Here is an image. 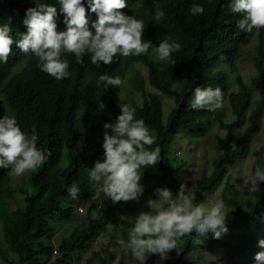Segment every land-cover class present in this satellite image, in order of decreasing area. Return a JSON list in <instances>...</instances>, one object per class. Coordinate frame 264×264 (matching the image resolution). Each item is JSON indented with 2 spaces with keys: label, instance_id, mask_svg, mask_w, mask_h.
Masks as SVG:
<instances>
[{
  "label": "trees",
  "instance_id": "1",
  "mask_svg": "<svg viewBox=\"0 0 264 264\" xmlns=\"http://www.w3.org/2000/svg\"><path fill=\"white\" fill-rule=\"evenodd\" d=\"M88 18V28L95 34L93 24L98 21L95 13L88 8L87 0H82ZM127 7L121 11L142 20L145 24L143 39L151 41L153 48L147 55L123 57L117 55L110 65L100 66L91 63L90 54L82 57L83 63H77L73 54H62L69 61V76L57 80L42 72L39 61L32 53H23L14 43L8 62L0 61V118L6 110L14 117L21 130L31 135L33 128L38 135L37 147L51 152L50 158L40 168L28 173L27 181L32 194L26 190H14L8 186L9 169L0 168V221L3 241L0 244V262L2 264H71L73 253L85 251L88 243L101 233L109 230L106 225L112 223L114 229L122 227V239L127 242L131 224L123 219L129 213L130 201L109 204L101 209L99 216H92L96 207L88 204L96 193L92 187L89 172L95 162L105 159V131L112 135L111 129H105V123H115L121 114L120 89L109 85H98L100 75L120 77L124 80L127 68L137 64L147 69L149 85L161 94L172 98L174 108L168 114L166 123L162 121V105L159 97L145 91L143 77L136 70L135 88L142 96L141 107L135 109V118L142 119L155 136V143L147 150L160 149V161L142 171V177L155 188H168L175 198L181 182L177 178L180 166H172L169 160V148L174 137L186 130L196 135H204L211 116L218 127L226 132L218 137L221 152L213 161L209 175H202L194 188V203H202L205 195L211 193L236 162L248 155L250 143L262 127L264 116V38L258 34L254 67L261 77L259 100L246 116L252 100V88L240 77L236 78L238 89L229 93V75L218 70L217 65L234 69L236 59L244 45L250 39L251 32L242 30L238 22L243 13H233L230 0H126ZM46 4L57 9L55 18L57 31H66L64 14L60 0H0V25L8 23L11 17V35L19 41L26 26L23 24L27 9L39 4ZM193 5L203 6L201 14H192ZM157 9L165 15L155 19ZM176 41L181 45L171 58L160 61L154 48L163 40ZM23 64L22 69H14ZM178 89H174L175 87ZM196 87L220 88L223 102L227 99L234 120L223 121L222 108L215 112L206 109L191 108L193 92ZM105 107L100 109L99 103ZM248 126L234 139V130L244 122ZM65 151L66 165L61 167ZM251 177L256 167L264 169V145L254 153ZM76 184L80 192L76 199L68 194V186ZM259 191L252 200H242L233 185L226 184V191L232 202L230 216L226 219L228 231L219 239L212 232L200 236L195 230L190 235L179 239L181 245L176 252L174 263L195 264L191 255L198 248V240L205 239L219 242L226 238L232 241L231 250L236 259L228 264H256L255 256L264 252L259 245L264 240V182H258ZM24 196V207L10 208L7 200L13 201L15 194ZM227 201V197L224 196ZM87 204L85 226L74 229L57 245L42 244L48 240L55 228L50 224L53 215L65 222L74 221L77 208ZM113 229V230H114ZM128 230V231H127ZM127 231V232H126ZM101 264H105L108 257ZM172 255V256H173ZM150 264H160L159 255H152L146 260ZM171 259V258H170ZM168 264V261L166 262Z\"/></svg>",
  "mask_w": 264,
  "mask_h": 264
},
{
  "label": "clouds",
  "instance_id": "2",
  "mask_svg": "<svg viewBox=\"0 0 264 264\" xmlns=\"http://www.w3.org/2000/svg\"><path fill=\"white\" fill-rule=\"evenodd\" d=\"M60 3L66 31H57V9L43 3L27 9L23 20L27 31L19 41L11 35V17L8 23L0 25V61L8 62L11 46L15 43L23 53H32L38 58V67L42 72L61 80L70 74L69 61L62 58V54L75 55L77 63H83L82 57L90 54L91 63L100 66L101 62L110 65L117 55H147L148 50L153 48L151 41L143 39L144 22L121 11L128 6L126 0H87L88 8L98 17V21L93 24L95 34L88 28L82 0H60ZM229 6L233 13L244 14L238 26L247 32L253 30L249 41L256 36L255 59L259 32L264 38V0H230ZM204 11L200 5L191 7L194 15H202ZM164 15L162 10L157 9L155 19L160 21ZM180 49L179 43L165 39L153 50L160 61H166ZM100 83L107 88L109 85L119 87L124 81L120 77L104 74L99 76L98 85ZM223 99L220 88L196 87L191 108L215 112L223 108ZM119 106L121 114L116 122L104 124L105 129L112 130V135L107 131L104 134L102 147L105 159L95 162L89 172L91 180L103 181V192L113 203L138 201L144 192L140 184L142 167L154 166L161 159L158 147L151 151L146 149L145 146L151 147L156 138L142 119L135 118V109L121 102ZM98 107L103 109L105 104L100 101ZM37 140L35 128L29 135L21 130L14 117L0 118V168H10L9 175L14 176H22L25 172L40 168L50 158L51 152L39 149ZM258 182H264V169L259 166L254 176L244 179V187L249 193H256L259 191ZM67 191L76 199L80 188L72 184ZM156 193L158 199L147 201L148 207L154 211L139 213L129 230L128 241L118 240L120 245L131 251L139 264H145L149 254H158L161 260L167 259L168 253L177 248L179 239L190 235L193 230L200 236L212 232L216 239L228 231V211L222 202L211 206L194 203L195 192L185 184H181L175 198L168 188H157ZM106 227L109 231L114 229L112 223ZM259 245L264 247V240H260ZM255 261L256 264H264V252L257 253Z\"/></svg>",
  "mask_w": 264,
  "mask_h": 264
},
{
  "label": "rangeland",
  "instance_id": "3",
  "mask_svg": "<svg viewBox=\"0 0 264 264\" xmlns=\"http://www.w3.org/2000/svg\"><path fill=\"white\" fill-rule=\"evenodd\" d=\"M255 43L256 36H253L249 43L242 48L236 60L234 69L224 65L217 66L218 70L225 71L229 75V93L237 91V77H240L247 86L252 88L251 105L245 117L248 116L249 112L258 102L260 88L262 85L261 77L254 67ZM22 67L23 64L16 67L13 72H19ZM136 70L140 71L141 76L143 77L145 91L149 94H155L159 97L162 105V121L163 124H165L168 114L174 108L173 99L161 94L149 85L147 80L148 71L141 64L127 68L123 80L124 83L121 85L120 89V102L129 104L132 108L135 106L141 107L143 99L141 93L135 88L136 80L134 72ZM178 87L179 86L175 87L174 89L176 90ZM223 103L224 106L221 109L223 112V121L230 123L234 120V116L231 112L228 100L226 99ZM6 115L12 117L8 110H6ZM247 126L248 122L245 121L240 128L234 130V139L238 138ZM225 134L226 132L218 127L211 116L207 131L204 135H196L190 133L189 131L181 130L174 137L169 148L168 157L172 166H180V171L177 174V178L182 184L187 185V188L193 189L194 191L196 181L202 175H209L211 173L213 169V161L222 150L217 138L224 137ZM262 145H264V116L262 118V127L260 131L250 143L247 157L236 162L235 165L229 168L227 172L228 178H224L214 191L206 194L202 203L206 204L207 206H211L216 202H222L228 211L227 217H229L233 201L230 200L229 193L226 191V184L233 185L238 191L239 197L242 200L254 199L258 192L249 193L247 188L244 187V179L251 177V167L255 158L254 153ZM65 165L66 158L64 151L63 157L61 159V167H64ZM148 168L149 167H142L141 169L140 184L144 187L142 196L138 201H130L131 209H129V213L123 215V219L127 220L131 224V228L134 226L135 218L139 213L154 211L148 207L147 201L149 199L156 200L159 198L155 188L152 187L151 184L142 177V171H145ZM28 173L29 172H25L22 176L10 175L8 179V186L14 190L23 189L29 194H32L31 186L27 181ZM91 182L96 196L88 204H93L96 207L99 205L103 209L109 204L108 197L105 196L103 192V181L96 182L91 180ZM224 196L227 197V201L224 199ZM5 202L10 208H21L24 207V196L20 193H16L13 201L7 200ZM87 207V204L80 206L79 208L81 211L76 210L75 219L74 221L70 222L62 221L57 215H53V217L50 219V224L55 228V231L48 240H43L42 244L46 245L50 243L51 245L55 246L61 239L67 237L74 229H81L83 226H85V211ZM96 207L92 211L93 217L99 216L102 211L98 210ZM122 230V227H117V229L112 231L99 234L96 239L88 243V247L85 251L73 253L71 264H101L105 258L106 250H108L109 254L105 264H139V261H137L132 256L131 251L129 249H125L118 243V240L122 239ZM0 244L2 248H6V245L3 241L1 221ZM198 244V248L191 255L193 261H195V264H228L229 262H232L236 259V255L233 253L234 251L231 250L232 241L226 238L219 242H212L201 238L198 240ZM180 245L181 243L178 241L175 251L179 249ZM175 256L176 252L170 257L171 259H168V264H176L173 261ZM150 257L151 254H149L147 258ZM150 263L151 262L149 259L145 261V264ZM0 264L2 263L0 262Z\"/></svg>",
  "mask_w": 264,
  "mask_h": 264
},
{
  "label": "built area",
  "instance_id": "4",
  "mask_svg": "<svg viewBox=\"0 0 264 264\" xmlns=\"http://www.w3.org/2000/svg\"><path fill=\"white\" fill-rule=\"evenodd\" d=\"M96 208H97L98 210H101V209H102V207L99 206V205H98ZM77 210H78V211H81L80 208H77ZM173 252H174V250H172L171 252L168 253V258L172 255ZM168 258H167V259H168ZM167 259H165V260H161V259H160V264H166Z\"/></svg>",
  "mask_w": 264,
  "mask_h": 264
}]
</instances>
